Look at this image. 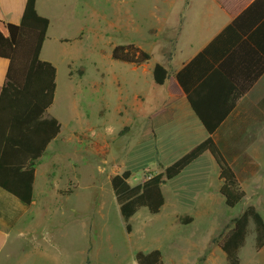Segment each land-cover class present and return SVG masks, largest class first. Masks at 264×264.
Returning a JSON list of instances; mask_svg holds the SVG:
<instances>
[{
	"label": "rangeland",
	"instance_id": "1",
	"mask_svg": "<svg viewBox=\"0 0 264 264\" xmlns=\"http://www.w3.org/2000/svg\"><path fill=\"white\" fill-rule=\"evenodd\" d=\"M41 1L51 19L41 58L57 67L55 102L48 114L59 118L62 127L66 125L62 137L49 147L45 163L50 165L49 172L53 170L52 188L65 192L75 187L82 196L63 197L71 203L74 219L62 224L58 243L48 241L57 261L45 259L19 242L14 248L9 243L3 245L0 264H86L88 259L89 264H136L138 251L155 248L162 251L164 264H225L226 254L213 238L250 202L244 197L229 207L213 185L203 191L204 180L208 185L217 183L214 177L204 178L205 169L212 168L206 166V158L162 185L165 198L176 202L175 207L162 206L158 213L139 208L129 219L131 232L108 182L109 176L124 167L133 172L130 183H140L147 171L163 170L198 141L189 106L180 107V98H168L165 92L162 96L159 91H164L163 86L157 85L159 96L151 93L153 65L166 62L173 52L186 0ZM63 36L65 41L60 40ZM130 41L139 42L152 54L150 76L143 73L142 66L133 71L131 63L112 57L115 45ZM135 94L144 99L139 114L121 106L125 100L132 105ZM163 104L171 108L169 121L161 123L160 117L148 122L153 107ZM128 118L137 122L129 123ZM148 129H154L157 137L147 135ZM91 169L98 176L95 180L84 174ZM240 172L242 185V166ZM202 197H208L209 202L199 207ZM175 212L182 215L176 219ZM189 214L194 220L185 223ZM239 254L241 264H264V250L255 245L253 221Z\"/></svg>",
	"mask_w": 264,
	"mask_h": 264
},
{
	"label": "trees",
	"instance_id": "2",
	"mask_svg": "<svg viewBox=\"0 0 264 264\" xmlns=\"http://www.w3.org/2000/svg\"><path fill=\"white\" fill-rule=\"evenodd\" d=\"M263 21L264 0H254L228 28L234 27L246 35L255 26L263 28ZM49 26L50 19L38 13L36 0L26 1L19 23L0 18V57L9 61L6 80L0 90V186L25 204H31L34 199L36 166L61 130L58 118L47 116V110L55 99L57 67L40 56ZM238 51L235 49L220 65L208 70L203 80L192 88L186 86L182 73L174 74L164 63H155L154 81L166 85L172 95H187L208 136L163 170L147 171L146 178L140 183L129 182L133 174L131 169L111 177V186L128 232L132 229L129 219L139 208L147 207L151 213L161 210L165 203L162 184L177 177L206 151L212 153L220 166V193L225 203L234 207L245 197L240 179L243 161L238 165L229 160L231 154L227 158L216 139L221 122L255 80L251 77L246 85H239L237 72L226 69L232 64L230 57ZM112 57L140 65L151 59L152 54L130 42L115 45ZM215 78L220 81L218 90L212 89L209 84ZM210 90L213 91L211 95ZM229 151L234 153L239 150L231 147ZM189 219L184 222H190L191 216ZM250 221L254 223L256 248L264 247V216L254 205H248L213 238L226 254L225 264H241L239 252L245 245ZM135 259L138 264H164L163 253L158 248L148 252L138 251ZM89 263L88 259L86 264Z\"/></svg>",
	"mask_w": 264,
	"mask_h": 264
},
{
	"label": "crops",
	"instance_id": "3",
	"mask_svg": "<svg viewBox=\"0 0 264 264\" xmlns=\"http://www.w3.org/2000/svg\"><path fill=\"white\" fill-rule=\"evenodd\" d=\"M26 1L27 0H0V18L6 22L19 23L23 15ZM253 1L254 0H186L184 6L181 8L179 30L173 52L169 53L167 61L162 63L170 68L174 74L178 72L182 73L186 86L192 88L198 85L210 70L220 65L231 52L235 49L239 50L230 57L232 58V64L231 66L228 65L226 69L237 72V75L240 77L237 78V83L239 85H246L251 77H254L255 80L251 82L241 98L237 100L229 115L221 122L220 125H222V127L217 133L216 139L218 143H221L222 150L227 158L228 155L231 154V159L228 158L229 160L234 163H240L241 160L243 161L242 187L245 191V197L249 198L250 204L248 205H254L264 216V27L255 26V28H252L246 35L237 31L234 27L228 28L232 21ZM36 8L39 14L49 17L47 9L41 0H36ZM64 16H68L67 10ZM66 39L67 38L64 36L60 38L61 41H65ZM130 42H134L141 46L139 42ZM141 47L144 48L143 46ZM148 61L140 65L131 63L133 65L131 68L134 71L142 66L143 73L148 76L151 71ZM8 65V59L0 57V90L6 80ZM153 82V91L151 93L155 97H157L156 95L159 96V92L162 96L165 92L168 98H180V107L184 108L185 106V108H188L189 106L190 110H192L195 116L193 122L197 129L196 132L198 137V141L192 148L203 141L208 136V132L193 110L187 95H172L168 92L166 85H159L154 79ZM219 83V79L215 78L210 81L209 84L212 86V89L218 90ZM157 85L163 86L164 91L161 92L157 90ZM212 93L213 91L210 90V95ZM133 97L135 100L132 105L125 100L122 102L121 106L127 111L128 107H130L133 112L139 114V110L144 104V99L139 94H135ZM120 98L126 99V97H119V99ZM138 99L140 100L138 101ZM153 108L155 111L147 118L148 122H150L151 119L160 117H163L161 123H165L166 120L169 121V115H172L170 111L171 108H167L165 104L154 106ZM48 110L47 116H51L48 114ZM128 119L129 123L137 122L131 121L130 118ZM60 123L61 130L57 137L50 142L47 151L50 146L57 143L59 138L62 137L66 125L62 127L63 123L61 121ZM125 126H131L135 129L137 125ZM146 134L153 135L154 138L157 137L154 129H148ZM231 147L238 148L239 151L234 153L230 152L229 149ZM46 153L41 157V160L36 166L34 199L31 204H25L15 195L0 186V250L3 248L4 244L9 243L14 248L15 245L20 242L31 252L41 254L45 259L52 258V260L56 259L57 261L58 258L55 256V253H53V250H50L48 241L51 239V241H56V243H58V235L61 234L58 232L61 231L60 228L62 224L74 219V215L71 217L69 210L71 203L67 202L63 197L73 193L78 195V197L82 195L77 192L75 187L67 189L65 192L61 191L59 187H51L54 183V181H50L53 170L49 172L50 165L46 167ZM202 158H206L207 167H212L210 169H205L203 173L204 178L210 179V177H214L217 180L215 185L213 183H209L208 185V180H204L202 183V185H204L203 191L210 187V185H213L212 187L220 191V166L217 160L211 152L206 151L194 162ZM194 162L187 166L179 175L188 171ZM213 168H215V171ZM125 169L126 168L123 167L122 171ZM45 170L47 172L46 174L43 173ZM99 172L102 174L105 173L102 169H99ZM84 174L94 180L98 178V176L94 174V169L88 170ZM113 175L108 177V182H110V184V179ZM80 176L82 177V175ZM168 181L169 180L165 181L163 184H166ZM113 195L116 199L114 190ZM93 198L92 195L89 200L93 201ZM80 201H82L81 198ZM206 201L209 202V198L207 197L204 199V197H202L198 200L197 204L199 207H202L206 205ZM88 203L90 202L85 204L86 207ZM72 206L76 209V202H73ZM163 206L172 209V207L176 206V202L172 199L165 198ZM181 215V213L175 212L176 219ZM190 216L192 218L190 222H192L194 217L192 215Z\"/></svg>",
	"mask_w": 264,
	"mask_h": 264
},
{
	"label": "clouds",
	"instance_id": "4",
	"mask_svg": "<svg viewBox=\"0 0 264 264\" xmlns=\"http://www.w3.org/2000/svg\"><path fill=\"white\" fill-rule=\"evenodd\" d=\"M107 131H108L109 133H111V132H112V129H111V128H109Z\"/></svg>",
	"mask_w": 264,
	"mask_h": 264
}]
</instances>
